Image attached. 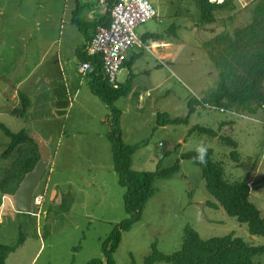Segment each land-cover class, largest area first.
<instances>
[{
    "label": "rangeland",
    "instance_id": "rangeland-1",
    "mask_svg": "<svg viewBox=\"0 0 264 264\" xmlns=\"http://www.w3.org/2000/svg\"><path fill=\"white\" fill-rule=\"evenodd\" d=\"M260 1L234 0L232 11L217 13V22L212 24L215 31L211 32L197 26L200 12L194 0H149L163 22L154 18L137 27L138 37L148 30H170L176 25L183 47L174 55L173 64L160 67L161 61L145 51L136 57L134 67H122L117 83L124 85L132 73L135 92L118 100L115 106L122 111L124 142L138 145L132 157L134 170L155 171L159 167H171L177 160L181 170L170 179L156 181L155 195L147 203L142 220L131 230L122 232L121 244L113 253L115 264H144L154 244L165 254L175 253L183 244L186 227L198 231L203 239L234 234L250 245H264L263 236L250 234L246 225L230 218L207 191L201 168L191 160L181 159L182 153L196 151L201 144L212 149L214 159L223 164L226 179H248L250 200L264 218V187L255 188L264 179L263 109L253 105L222 112L218 107L201 105L189 127H157V114L185 118L190 98L207 100L217 90L220 77L203 43L218 34L232 36L237 29L255 22V8ZM72 5V0H0V191L3 186L15 189L21 181L18 161L26 155L28 146L9 159H2L11 142L2 127L13 134L40 128L49 129L54 135L62 133L61 139L56 137L50 143L42 139L51 159L36 192V197L43 196V206L33 207L36 216L17 214L14 195L2 198L0 244L16 245L23 236V243L6 264L106 261L105 243L115 228L128 219L125 188L118 183L117 173L113 182L101 183L102 174L108 171L104 165H113V153L104 138L97 136L104 131L99 110L88 108L87 112H79L76 107L71 111H48L41 124H37V117L36 123L30 124L9 111L18 106L19 99L12 98L16 84L22 82L21 90H28L43 73L46 67L41 60L52 42L57 41L52 47L55 52L64 42H71L72 46L82 40L79 28L71 22ZM137 51L136 48L134 52ZM47 60L51 64V57ZM78 65L75 62L72 66L75 75ZM86 87L88 83L82 89ZM252 107L256 111L248 109ZM109 121L108 114L104 121L108 133ZM230 122L233 124L222 128L219 134L238 142L239 162L232 160L233 149L218 137L188 135L195 126L218 131L222 123ZM51 170H54L52 177ZM86 172L84 181L81 175ZM99 173L100 179L96 180ZM70 177L75 183L72 187L65 183ZM56 179L58 185H54ZM212 203L218 207L209 206ZM259 261L264 264V255Z\"/></svg>",
    "mask_w": 264,
    "mask_h": 264
},
{
    "label": "trees",
    "instance_id": "trees-1",
    "mask_svg": "<svg viewBox=\"0 0 264 264\" xmlns=\"http://www.w3.org/2000/svg\"><path fill=\"white\" fill-rule=\"evenodd\" d=\"M80 4L81 0H77ZM200 12L197 26L204 27L217 22V13L232 11L234 0L212 2L211 0H194ZM115 0H108L109 6H113ZM82 6H78V23L81 25ZM256 19L252 24L237 29L232 36L218 34L204 44L209 58L217 70L220 82L217 90L207 100L190 98L188 101V113L185 118H173L170 113L157 114V127L169 126L189 127L190 120L197 111L198 106H215L219 109L229 110L242 109L245 107L258 106L264 111V0H261L255 8ZM84 23V20H83ZM110 20L101 25H109ZM177 26L167 33H153L143 37L142 42L148 45L150 42L162 41L167 36H177ZM93 62L92 72L95 74V82L92 84L93 92L103 99L111 108L110 133L108 139L113 153V169L118 175L120 186L125 188L124 207L128 219L115 228L109 241L105 243L107 260L95 259L89 264H115L113 253L122 241V232H127L142 220L144 210L149 200L155 195V183L160 179H170L181 170L180 160L171 167H159L155 171H137L133 169L132 157L138 149V145H129L124 142L121 130L122 111L115 106L121 98L127 97L133 86L134 75L131 74L124 85L118 89L113 88L105 79L104 64L101 57H89L86 62ZM20 106L11 113L14 117L25 119L32 108L31 97L20 93ZM255 107L248 108L256 111ZM222 123L219 130H210L195 126L188 131V135L194 133L206 134L214 138L218 137L221 142L231 147L232 160L239 162L238 142L229 136H221L219 131L226 127ZM7 137L11 138L8 147L2 153V159H9L15 152L27 146L26 155L18 161L19 172L22 173L21 181L15 189L5 186L0 191V207L4 196L15 195L19 185L27 173L34 170L42 155L39 145L29 134L23 130L13 134L2 127ZM179 145L178 147H180ZM196 151L181 154L182 160H191L202 170L206 182L207 191L223 207L226 214L240 225H246L252 235L264 237V218L261 210L251 202V187L248 179L230 181L225 177V169L221 162L214 159L212 149H208L206 164L195 159ZM264 187V179L258 183V187ZM218 204H209L218 207ZM23 243V236L16 245L0 244V264H6L9 256L14 253ZM264 255V245L253 246L234 234L222 237L203 239L198 231L186 227L184 241L181 248L173 254H165L153 245V251L149 254L144 264H261L259 258Z\"/></svg>",
    "mask_w": 264,
    "mask_h": 264
},
{
    "label": "crops",
    "instance_id": "crops-1",
    "mask_svg": "<svg viewBox=\"0 0 264 264\" xmlns=\"http://www.w3.org/2000/svg\"><path fill=\"white\" fill-rule=\"evenodd\" d=\"M72 2L73 5L71 10V22L73 23V25L79 28L80 32L82 33V40L79 41L78 44L72 46L69 45L71 44V42H64L65 45H59L57 51L55 52L52 51V47L55 43H57V41L52 42L51 45H49L45 50V53L41 60L42 66L44 65L46 67L43 73L40 77L33 81L34 85L28 90H21L22 82L16 84L12 98L19 99L18 106L13 107L9 111L11 113L14 109L19 107L20 93H25L26 95L31 97L33 102L32 108H30L27 118H25V120L29 121L30 124L36 123L35 117H37V121H39L37 124L43 123V120H46L43 115L48 111H66L67 109L71 111L78 107L77 110L79 112H87L88 108H95L101 112L99 121L100 123H102V127L104 128V131L97 133V136H102V138H104V142H106V145L111 150V144L108 139L109 133L105 130L107 125L104 122L108 117V114H111V108L103 99H101L93 92L92 84H94L95 82V74L91 71L87 76H83L80 72L82 65L86 63L87 59L90 57L87 52L88 44L94 38L98 26L101 25L100 23H106L107 20H110L111 15L109 11L101 7L95 0H81L80 4H78L77 0H72ZM79 5H81L83 8L79 16L81 18V25L78 23L79 19L77 16ZM110 7L111 6H109V8ZM202 28L211 32L215 31L214 25H207ZM167 32L168 30H148L144 34H142L139 39L142 42L143 37L148 34ZM208 41H205L203 45ZM182 47L183 43H181L178 33L177 36H167L162 41L150 42L148 45H144L142 42V47H135L128 51L123 67L129 66L130 69L134 67L137 61L136 57L141 56L145 51L150 52L155 56L157 60L161 61L159 65L160 67L165 66V63L173 64L174 55H177L178 51ZM136 48L138 49V51L134 52ZM49 57H51L52 61L51 64L48 65V61L50 59L46 61V58ZM75 62H78L79 64L77 75H75L73 71L74 68L72 67ZM52 70L56 71L57 73H52ZM58 70L60 71V73ZM129 76L127 80L129 79ZM134 80L132 90L129 95H132L135 92ZM86 83H88V87H86V90H83L82 87ZM227 124L232 125L233 123L230 122ZM28 132L31 136H33L36 142L40 139H44L47 143H50V141L54 140L56 137L58 139H61L62 137V133L54 135L53 132H51L49 129L43 131L42 128H40L39 130L33 129V131L30 130ZM104 166L108 167V171L102 174L103 181L100 182L102 184L105 183L106 185H108V181H114L115 171L113 169V165ZM53 173L54 170H51V177ZM100 173L95 177L96 180L100 179ZM82 174L83 175H81V178L85 181L87 179L88 173L86 172ZM65 183L67 185H70L71 187L75 184L71 177L68 178ZM58 184L59 180L56 179L54 185ZM88 198L91 199L92 196H88Z\"/></svg>",
    "mask_w": 264,
    "mask_h": 264
},
{
    "label": "built area",
    "instance_id": "built-area-1",
    "mask_svg": "<svg viewBox=\"0 0 264 264\" xmlns=\"http://www.w3.org/2000/svg\"><path fill=\"white\" fill-rule=\"evenodd\" d=\"M95 1L110 12L111 18L109 25L98 26L94 38L88 44L87 52L92 58L101 57L105 79L113 88L118 89L120 85L117 83V77L125 64L128 51L135 47H142V42L136 33L137 27L154 18L160 19L161 22L163 19L149 0H115L110 8L108 0ZM211 1L223 2V0ZM93 66L92 61L84 63L80 69L81 74L87 76ZM220 110L225 112L224 109ZM34 206H43V196L35 195ZM33 216L36 215L33 214Z\"/></svg>",
    "mask_w": 264,
    "mask_h": 264
},
{
    "label": "water",
    "instance_id": "water-1",
    "mask_svg": "<svg viewBox=\"0 0 264 264\" xmlns=\"http://www.w3.org/2000/svg\"><path fill=\"white\" fill-rule=\"evenodd\" d=\"M37 143L42 158L35 169L26 174L14 195V209L20 215L33 216V200L50 164L51 154L47 144L42 139Z\"/></svg>",
    "mask_w": 264,
    "mask_h": 264
},
{
    "label": "clouds",
    "instance_id": "clouds-1",
    "mask_svg": "<svg viewBox=\"0 0 264 264\" xmlns=\"http://www.w3.org/2000/svg\"><path fill=\"white\" fill-rule=\"evenodd\" d=\"M207 151H208L207 147L201 144L196 149L197 155L195 159L198 160L202 164H206L207 163V160H206Z\"/></svg>",
    "mask_w": 264,
    "mask_h": 264
}]
</instances>
